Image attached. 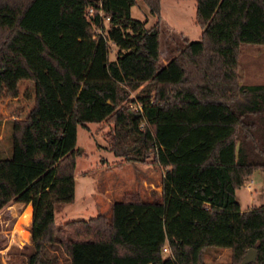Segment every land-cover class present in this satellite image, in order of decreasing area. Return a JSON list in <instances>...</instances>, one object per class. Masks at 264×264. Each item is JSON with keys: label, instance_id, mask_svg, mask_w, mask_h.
Here are the masks:
<instances>
[{"label": "trees", "instance_id": "16d2710c", "mask_svg": "<svg viewBox=\"0 0 264 264\" xmlns=\"http://www.w3.org/2000/svg\"><path fill=\"white\" fill-rule=\"evenodd\" d=\"M138 2L153 26L131 17ZM160 2L0 0V81L34 87L32 116L0 121L12 142L0 211L32 207L19 221L31 218L22 264H203L208 248L229 250L231 264L254 249L248 264H264V205L236 201L264 170V84L244 85L238 71L241 45L264 46V0H196L200 37L174 40L165 62ZM103 122L115 157L164 170L161 194L129 193L109 217L57 224L74 202L76 128Z\"/></svg>", "mask_w": 264, "mask_h": 264}, {"label": "rangeland", "instance_id": "374dc122", "mask_svg": "<svg viewBox=\"0 0 264 264\" xmlns=\"http://www.w3.org/2000/svg\"><path fill=\"white\" fill-rule=\"evenodd\" d=\"M164 3V15L167 10H170L173 16L178 14L177 10L180 8L173 2L166 0ZM131 17L145 22L147 28L156 22V18L149 13L148 7L143 2H138L132 7ZM103 25L106 30L107 21L104 20ZM183 28L186 32L185 39L188 38L189 41L199 39L201 30L191 23L188 16L183 21ZM181 38L179 33L171 31L161 21L160 57L162 61H167L171 46ZM116 51L117 48L110 44L109 61L115 60ZM238 71L242 76V84H264V46L241 45ZM138 93L139 89L131 91L130 98L136 100ZM33 100L34 87L31 82L0 81L1 123L9 119L31 117ZM127 106L133 110L140 107L139 104L131 102ZM112 127L113 124L109 122L88 124L85 127L77 126L75 149L79 155L76 157L74 169V202L55 211L57 224L73 220H88L98 215L109 217L111 203L123 200L129 193L138 192L144 199H151L153 193H161L164 170L151 164V158L146 164L126 163L109 151L106 138ZM7 129L6 125L0 127V157L3 158H8L11 154V132ZM261 180L264 189V174ZM257 191L243 187L236 190V201L241 210L264 205V190ZM18 212H20L19 208L12 210L3 208L0 211V264H22L24 261V256L20 254L21 250L17 246L20 240L19 235L26 240L21 232V222L16 224L17 218L14 215ZM9 243L10 250L3 252ZM162 254L164 257L167 256L168 249L162 250ZM203 264H231L230 251L208 248Z\"/></svg>", "mask_w": 264, "mask_h": 264}, {"label": "crops", "instance_id": "0c3cea01", "mask_svg": "<svg viewBox=\"0 0 264 264\" xmlns=\"http://www.w3.org/2000/svg\"><path fill=\"white\" fill-rule=\"evenodd\" d=\"M164 2H166V0H161V2H160V21H163L164 24L171 31H176V33L180 34V37L184 38L185 35H186V32H185V30L183 28V21H184L185 17L188 16V18L190 19L191 23L195 24V5H196V0H169V2H173L175 4V6L180 8V9L177 10L178 14H176V16H173L172 13L170 12V10H167L165 15H164V4H165ZM166 5H170V4L166 3ZM170 7L172 8L171 5H170ZM186 40L189 41L188 38H186ZM263 174H264V170H255V171H253L252 174L250 175V177L248 178V180L246 181V183L242 187L246 188L247 190H253V191L262 190L263 191L264 189H263V184H262V180H261L262 177H263ZM158 194H161V193H158ZM28 207L31 208V218H32V207H31L30 204L13 203L11 205L6 206L5 208L7 210H12V209H15V208H19L20 212H18V213H16L14 215L17 218V221H16V224H17V223H19L21 217L23 216L24 212L26 211V209ZM31 218H30V221H29L28 224H24V223L20 224L22 230H24L27 233V235L22 234V235H24L26 240H23V236L21 238V236L19 235L20 240H19V242L17 244L19 249H22V246L28 245L30 243L29 242L30 241L29 240L30 239V233H29L28 229H29V225L31 223ZM10 247H11V244L9 243L4 248L3 252L9 251ZM164 248H167V246H164Z\"/></svg>", "mask_w": 264, "mask_h": 264}, {"label": "water", "instance_id": "95a60500", "mask_svg": "<svg viewBox=\"0 0 264 264\" xmlns=\"http://www.w3.org/2000/svg\"><path fill=\"white\" fill-rule=\"evenodd\" d=\"M255 258H256V251L254 249H249L245 253V255H244V257H243V259H242L240 264L252 263V262L255 261Z\"/></svg>", "mask_w": 264, "mask_h": 264}, {"label": "built area", "instance_id": "2783aa9c", "mask_svg": "<svg viewBox=\"0 0 264 264\" xmlns=\"http://www.w3.org/2000/svg\"><path fill=\"white\" fill-rule=\"evenodd\" d=\"M88 14H89V15L92 14V9H90V10L88 11ZM99 16H102V13H101V12H99ZM105 21L108 22V18H106ZM99 32H100V31H99ZM139 109H140V107H139ZM163 251H167V248H163Z\"/></svg>", "mask_w": 264, "mask_h": 264}]
</instances>
